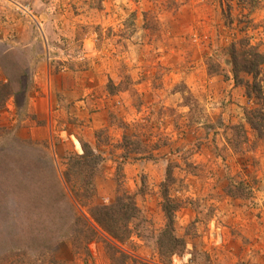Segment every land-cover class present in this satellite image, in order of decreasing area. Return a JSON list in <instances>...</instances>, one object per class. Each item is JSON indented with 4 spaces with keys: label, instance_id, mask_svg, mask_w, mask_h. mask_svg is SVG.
Segmentation results:
<instances>
[{
    "label": "rangeland",
    "instance_id": "rangeland-1",
    "mask_svg": "<svg viewBox=\"0 0 264 264\" xmlns=\"http://www.w3.org/2000/svg\"><path fill=\"white\" fill-rule=\"evenodd\" d=\"M233 46L264 61V0H0V264H110L103 238L88 255L68 235L82 141L103 156L93 202L134 194L123 247L147 264H264V62L236 81ZM168 164L186 246L164 262Z\"/></svg>",
    "mask_w": 264,
    "mask_h": 264
},
{
    "label": "trees",
    "instance_id": "trees-1",
    "mask_svg": "<svg viewBox=\"0 0 264 264\" xmlns=\"http://www.w3.org/2000/svg\"><path fill=\"white\" fill-rule=\"evenodd\" d=\"M252 53V57L245 52L247 56L243 54L239 58L236 48H233L234 64L232 70L236 81H243L240 72L247 74L256 73L258 72V67L264 62L262 60L263 54L256 51ZM253 85L249 81L246 82L250 95L253 94L252 89L255 87ZM27 89L28 86L25 84L22 91L27 92ZM20 90L21 88L19 87L17 91ZM14 92V88L9 81H0V108ZM257 123L259 122L252 120L254 128L259 130L260 133H264V126ZM82 148V153L70 154L64 157L63 165L65 168L62 170L74 201L84 208V211L86 210L84 213H78L76 204L72 201L70 202L71 204L69 203L73 207L74 212L72 220L68 223V229L70 230L68 235H71L74 247L90 255L89 243L97 238H103L106 242L110 264H147L134 252L123 247L124 244L130 241L133 233L140 235L139 227L144 221V216L137 205L134 194L123 189L116 194L111 203H94L93 200L96 196L94 178L99 170L103 156L87 141H82ZM146 158L152 159L153 157L149 155ZM175 180L173 166L168 164L164 179L161 182L164 225L156 238L159 254L164 262L170 261L174 254L183 252L186 246L184 237L176 233L175 213L180 208L181 202L170 194V188ZM228 191L233 195L236 193L232 190ZM61 194L64 195V192ZM63 197L66 198V194ZM46 228L47 226L43 227L44 230ZM99 232L105 234L108 240ZM41 249H43L42 255H46L49 252L47 251L48 248L41 247ZM49 253L45 257L48 259H44L48 260V264H66L62 260H56ZM234 264L259 263L236 262Z\"/></svg>",
    "mask_w": 264,
    "mask_h": 264
},
{
    "label": "crops",
    "instance_id": "crops-1",
    "mask_svg": "<svg viewBox=\"0 0 264 264\" xmlns=\"http://www.w3.org/2000/svg\"><path fill=\"white\" fill-rule=\"evenodd\" d=\"M44 103H47V102L44 101Z\"/></svg>",
    "mask_w": 264,
    "mask_h": 264
}]
</instances>
